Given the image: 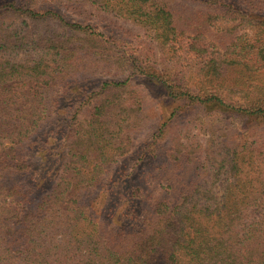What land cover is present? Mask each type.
Masks as SVG:
<instances>
[{
	"label": "trees",
	"instance_id": "trees-1",
	"mask_svg": "<svg viewBox=\"0 0 264 264\" xmlns=\"http://www.w3.org/2000/svg\"><path fill=\"white\" fill-rule=\"evenodd\" d=\"M97 12L207 55L195 88L137 60L98 78ZM137 72L172 99L257 118L203 158L178 142L148 183L107 180L145 126L137 98L122 101ZM262 72L264 0H0V264H264Z\"/></svg>",
	"mask_w": 264,
	"mask_h": 264
},
{
	"label": "rangeland",
	"instance_id": "rangeland-1",
	"mask_svg": "<svg viewBox=\"0 0 264 264\" xmlns=\"http://www.w3.org/2000/svg\"><path fill=\"white\" fill-rule=\"evenodd\" d=\"M94 19L99 30L105 32L104 42L100 41L97 44L100 46V52L109 60L104 75L98 78L115 80L127 78L134 69L126 63L137 60L143 65H145L143 61H146L159 76L166 73L179 82L185 81L195 88L198 80L197 71L203 66L207 55L203 57L190 52L186 44L185 47H181L179 42L175 45L155 42L150 31L113 14L97 12ZM93 51L96 53L97 49ZM261 74L264 79V73ZM147 80V77L138 74L133 78V88H129L134 94L122 98L126 103L128 99L133 100L134 96L137 102L143 105L144 110L141 114L142 118H145V126L136 133L135 146L131 152L112 165L107 180L116 176L121 169L123 172L129 169L133 172L131 186L138 185V182L148 183L150 181L146 179L151 178L149 172L159 166L169 167L172 164L170 153L174 154L177 151L178 142L182 144L179 149L193 144V149L198 150L203 158L213 138L217 140V136L227 135L225 128L228 125L236 127L235 133L237 131L242 133L244 124L248 122L243 118H257L221 109L215 103H198V100H189L183 95L179 99H172L164 86ZM230 90L228 89L229 95ZM254 91L236 93L235 98L248 103V99L244 98L249 95L255 96ZM174 110L176 112L172 115ZM163 122H168L165 134L154 138ZM237 138L235 134L233 141Z\"/></svg>",
	"mask_w": 264,
	"mask_h": 264
}]
</instances>
